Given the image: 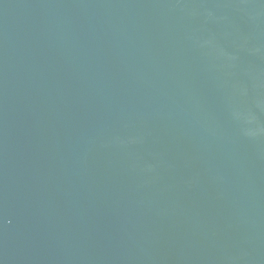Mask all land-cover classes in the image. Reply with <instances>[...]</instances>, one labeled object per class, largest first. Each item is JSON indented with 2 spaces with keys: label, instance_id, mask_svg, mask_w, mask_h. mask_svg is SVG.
Masks as SVG:
<instances>
[{
  "label": "water",
  "instance_id": "water-1",
  "mask_svg": "<svg viewBox=\"0 0 264 264\" xmlns=\"http://www.w3.org/2000/svg\"><path fill=\"white\" fill-rule=\"evenodd\" d=\"M0 264H264V0H0Z\"/></svg>",
  "mask_w": 264,
  "mask_h": 264
}]
</instances>
